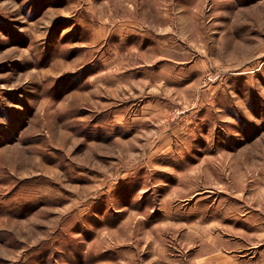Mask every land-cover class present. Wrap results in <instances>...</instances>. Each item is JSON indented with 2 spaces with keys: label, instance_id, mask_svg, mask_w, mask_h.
I'll return each instance as SVG.
<instances>
[{
  "label": "rangeland",
  "instance_id": "1",
  "mask_svg": "<svg viewBox=\"0 0 264 264\" xmlns=\"http://www.w3.org/2000/svg\"><path fill=\"white\" fill-rule=\"evenodd\" d=\"M0 264H264V0H0Z\"/></svg>",
  "mask_w": 264,
  "mask_h": 264
},
{
  "label": "bare ground",
  "instance_id": "2",
  "mask_svg": "<svg viewBox=\"0 0 264 264\" xmlns=\"http://www.w3.org/2000/svg\"><path fill=\"white\" fill-rule=\"evenodd\" d=\"M118 13V12H117ZM112 16V15H111Z\"/></svg>",
  "mask_w": 264,
  "mask_h": 264
}]
</instances>
